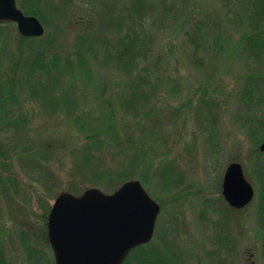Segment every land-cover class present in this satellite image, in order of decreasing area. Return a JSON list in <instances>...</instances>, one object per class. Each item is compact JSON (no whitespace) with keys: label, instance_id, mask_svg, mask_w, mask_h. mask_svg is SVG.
<instances>
[{"label":"rangeland","instance_id":"obj_1","mask_svg":"<svg viewBox=\"0 0 264 264\" xmlns=\"http://www.w3.org/2000/svg\"><path fill=\"white\" fill-rule=\"evenodd\" d=\"M124 1L125 4L119 6L123 9L128 0ZM24 2L26 0H17L22 10L26 7ZM188 2L192 14L215 24L213 28L223 40L221 45L211 46L210 54L205 55L200 49L198 57L202 63L199 64L187 50L183 52L187 38L182 31L171 38L172 28L161 31L153 24L151 15H145L144 25L146 22L150 31L154 29L153 57L162 56L161 65L165 64L162 75L170 82V88L165 87L159 99L167 100L172 107L161 119L163 122L130 132L149 159L148 164L139 166L142 178L134 177L139 170L137 161L126 155L114 157L116 147L89 152L80 149L92 127L86 122L88 127L83 132L77 120L80 113L71 117L66 111L53 114L46 108L51 97L63 91L75 95L72 92L75 91L74 97L82 107L86 105L91 109L93 120L100 121L103 111L100 97L104 99L113 91L119 95L124 90L118 85L122 72L107 67L102 60L109 45L92 47V43L84 42L88 48L92 47L85 53L94 74L92 81L87 83L78 74L80 77L76 78L81 80L75 84L71 76L66 75L55 85L44 74L36 73L32 78L26 75L30 71L34 42L20 40L16 25L8 26L10 30L4 34L11 31L12 42L11 47L0 54V91L4 82L10 88V78L16 80L11 87L16 101L9 104L7 121L0 125L3 153L0 154V248L10 264H27L17 237V230L22 228L30 231L37 245L46 249L54 261L48 239L51 209L43 216L48 203L52 208L59 194L70 193L71 187L82 191L90 189L97 181L107 188L120 187L130 168H134L130 172L136 174L131 180H139L161 208L155 236L148 247L149 258L164 259L171 264H264V226L258 210L261 189L258 174L264 173L259 168V154L254 150L251 129L244 124L250 113L258 116L257 122H264V103L250 112L238 101L244 77L248 73L264 72V61L251 64L244 51L240 55V38L248 27L231 22L236 12L228 11L223 0ZM85 5L91 8L85 9ZM109 6V0H68L65 5L60 0H30L29 8L45 13L48 20L45 30L59 43L52 49L68 57L77 42L82 38L91 40L99 31L110 40L117 37L115 14L108 11ZM79 18L89 23L91 20L94 26H76L74 21ZM33 48L40 49L39 43ZM219 77L222 80L215 81ZM252 82L257 94L264 98V77ZM175 87H179L177 92L172 89ZM122 114V118L117 117V125L127 116V113ZM45 116L55 119L48 122ZM13 121L24 122L26 132L15 135ZM120 130L123 133L124 130ZM86 159L93 164L82 170ZM29 161L30 172L23 165ZM233 162L243 165L246 178L259 194L242 210L233 209L221 193L225 171ZM170 167L175 168V176L171 178L174 184L177 178H182L177 185L180 189L174 193L171 183L166 184L169 180L162 178ZM101 169H106L108 176L98 180L93 175ZM101 190L110 193L109 189Z\"/></svg>","mask_w":264,"mask_h":264},{"label":"trees","instance_id":"obj_2","mask_svg":"<svg viewBox=\"0 0 264 264\" xmlns=\"http://www.w3.org/2000/svg\"><path fill=\"white\" fill-rule=\"evenodd\" d=\"M60 1L62 5H65L68 0ZM109 1L110 6L108 7V11L114 12L115 24L117 25L116 30L118 31L117 37L113 40H110L108 36L99 31L98 34L91 37V40H84L82 38L81 41L77 42L73 52L69 53L68 57H64L66 54L61 55L60 52L52 49L53 47L56 48L59 43L48 32L39 38H26L20 34L18 38L22 41L30 40L34 42L31 48V62L29 61L30 71L26 75L32 78L36 73L44 74L55 85L60 84L62 77L66 75L71 76L75 84L81 80L80 78H76L80 77L78 74L87 83L92 81L94 74L85 53H89V49H92L93 46L109 45V49H106L102 60L107 64V67L116 68L122 72L123 75L118 85H122L124 90L119 95L117 91H113L104 99L100 97V106L103 110L100 121L93 120L90 112L91 109L87 108L86 105L82 107L81 103L78 102V98L74 97L77 94L75 91H72L75 95H72L69 91H63L62 93H58L57 96L51 97L50 104L46 108L53 111V114L66 111L71 117L74 114L77 116V113H80L77 116V120L79 119L78 124L81 126L83 132L88 127L86 122L91 123L90 133L84 137L85 140L80 144V149L89 152L92 149L102 150L103 147H108L109 149L116 147L118 150L114 157L126 155L131 160L137 161L139 167L148 164L149 159L143 155L145 151H142L141 143L135 140L133 137L135 135H131L130 132L135 129H141V127L145 129L146 126L157 125V123L163 122L161 119L164 115H167L166 111H168L169 107H172V104L167 100L162 101L159 99L160 95L164 92V88H170V82L169 79H164L165 76L162 75L165 73V64L161 65L162 56L156 55V57H153V52H155L153 49L154 29L150 31V27L147 28L146 22L144 25L145 15H151L153 24L161 31H168L172 28L174 34L171 33L169 35L171 38H174L182 31L183 35L187 38L183 42V52L186 53L187 50L189 55L197 58L196 61L199 64L202 63V59L198 57L199 50L202 49L204 53L206 52L205 55L210 54L211 46L217 47L221 45L223 38L213 28L215 24L209 23V21L201 17L196 18L195 14H192L188 9V0H181V3H178L177 0H128L125 9L119 7L123 3L125 4L124 0ZM223 2L228 11L231 12V10H234L236 12V15L230 21L235 25L239 23L241 25H247L248 27V30L240 38L241 45L239 53L244 51L248 56L247 58L251 61V64L254 62L262 63L264 61V0H223ZM23 4L26 5L23 9L26 15L36 16L45 27L48 25L45 13L41 14L29 8L30 0H26ZM58 8L59 6L57 7V11ZM84 8L89 10L91 6L85 5ZM104 9L107 14L106 7ZM74 22H77L76 26L80 28L94 26L91 20L89 23L82 18ZM9 25L11 24L0 25V54L11 47V31L7 35L4 34L5 31L10 30L8 28ZM84 42L92 43V47L88 48ZM36 43H39L40 49L34 50L33 46ZM262 77H264L263 71L248 73L244 77L246 80L242 91L238 95V101L244 109L250 112H252L254 107L259 109L264 103V98L261 97V94H257L252 82L253 79ZM220 79L222 80L221 77L215 78V81ZM10 80V88L6 82L3 83L4 85H1L0 101L3 105L0 106V125H4L3 123L7 121L9 104L12 101H16L14 98L15 94L13 90L11 91L12 84L16 80L13 81L11 78ZM107 82L109 83V79ZM22 86H25L24 82ZM28 87L30 88V85ZM172 89L174 92H177L179 87ZM28 91L30 94L29 89ZM28 98H30V95ZM118 104L120 105L119 108ZM141 105L142 107H140ZM119 110L124 114L127 113V116L121 121L122 123L117 125L119 121L117 117H123V114ZM45 117L48 122L55 119L52 116ZM257 119V115L250 113L246 120H244V124L251 129L255 144L254 150L259 154V168L264 173V159L260 157H264V153L259 150V145L264 142V122H257ZM23 124L24 122L18 121L11 123L16 129L15 135L26 132L25 125L23 126ZM83 124L86 125L84 126ZM120 129L124 130V134ZM50 140H53L56 144L58 143V140ZM1 148L2 145H0ZM1 151L0 154H3ZM69 151L71 152V150ZM90 164H93V162H89L86 159L82 170L87 169ZM23 165L29 168L30 172V161ZM133 169H128L129 171L124 174L123 182L134 177L142 178L140 167L137 170V175L134 174L136 176L130 172ZM35 174L37 175V173ZM93 176L101 180L105 176H108L107 170L101 169V171H96ZM109 176L112 177L111 175ZM173 176H175V168L170 167L165 170L162 178L169 180L166 184L169 185L171 183V190L174 193L180 189L177 185L182 182V178H177V184H174L171 180ZM10 180L13 179L10 177ZM86 180L88 181L89 179ZM93 185L104 190L109 189L110 193L119 188L118 186L107 188L104 183L99 181L93 182ZM69 190L76 195L85 191L75 190L73 187ZM259 196L262 205L260 209L261 216L264 221V186L261 187ZM50 209L51 207L48 203V208L45 210L43 216L48 215ZM17 237L20 243L19 247L25 253L27 264H54L52 257L49 256L46 249L40 248L37 245L34 238L30 235V231L24 228L19 229L17 230ZM150 244L140 246L133 250L124 264H171V262L164 259L149 258L148 256L151 252L148 251V247ZM37 254H42L43 257H37ZM0 264H10L1 248Z\"/></svg>","mask_w":264,"mask_h":264},{"label":"water","instance_id":"obj_3","mask_svg":"<svg viewBox=\"0 0 264 264\" xmlns=\"http://www.w3.org/2000/svg\"><path fill=\"white\" fill-rule=\"evenodd\" d=\"M7 23H16L24 37L45 34L41 21L25 15L17 0H0V24ZM260 149L264 151V143ZM222 193L237 209L253 200V186L240 163L227 168ZM160 211L139 180L128 181L110 194L99 188L81 195L61 193L48 216L55 264H123L135 248L152 240Z\"/></svg>","mask_w":264,"mask_h":264},{"label":"flooded vegetation","instance_id":"obj_4","mask_svg":"<svg viewBox=\"0 0 264 264\" xmlns=\"http://www.w3.org/2000/svg\"><path fill=\"white\" fill-rule=\"evenodd\" d=\"M263 143H264V142H262V143L260 144V146H261ZM262 152L264 153V151H262ZM258 173H259V171H258ZM258 175H259V182H258V183H259V186H260V188H261V187L264 186V174H258ZM253 188H254V186H253ZM257 195H259V194H258V192L256 193V189L254 188V199L256 198ZM261 207H262V205H261V203H260V205H259V207H258V210H259L260 215H261V210H260ZM259 217H260V216H259ZM260 219H261V220H260V221H261V222H260L261 225L264 226V221H263V219H262L261 217H260Z\"/></svg>","mask_w":264,"mask_h":264}]
</instances>
